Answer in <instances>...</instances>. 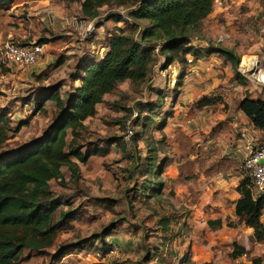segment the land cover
I'll return each instance as SVG.
<instances>
[{"label":"rangeland","instance_id":"1","mask_svg":"<svg viewBox=\"0 0 264 264\" xmlns=\"http://www.w3.org/2000/svg\"><path fill=\"white\" fill-rule=\"evenodd\" d=\"M127 13L126 7L106 5L98 18L86 20L77 2L0 0V50L7 41L43 45L32 66L0 63V113L13 130L19 126L0 152L42 135L57 112L46 99L53 93L66 99L80 85L74 77L89 65L85 61L102 58L110 36L126 27L113 16L126 20ZM128 30L139 38V26ZM195 35L189 47L231 51L239 59L237 70L221 54L192 53L186 65L165 67L156 50L145 80L122 82L105 95L76 137V147L87 155L85 162L72 158L77 181L63 167L61 179L50 182L60 209H72L76 218L60 224L51 248L25 252L29 258L19 264H264V242L254 241L251 229L212 224L236 221L231 199L239 177L250 176L243 167L245 148L264 141V131L239 108L245 98L264 101V88L240 71L242 59L250 57L264 72V0H214ZM152 156L155 174L148 172ZM229 241L244 248L243 256L230 258Z\"/></svg>","mask_w":264,"mask_h":264},{"label":"trees","instance_id":"2","mask_svg":"<svg viewBox=\"0 0 264 264\" xmlns=\"http://www.w3.org/2000/svg\"><path fill=\"white\" fill-rule=\"evenodd\" d=\"M65 2L79 3L82 18L86 20L98 18L100 9L106 5L126 7L128 21L119 15L113 16L114 21L124 22L128 31L133 30V25L139 26L141 33L137 39L133 33H125L126 27L124 30L116 29L109 38L102 58L85 61H90L89 65L85 63L82 69H78L81 72L74 80L80 85L66 99H61L57 93L46 99L56 104L57 112L42 135L29 145L0 152V264H19L29 258L24 257L25 252L36 254L51 248L60 224H67L76 218L72 209H60L62 204L51 196L50 182L61 179L63 167H67L72 179L77 181L78 169L72 158L81 162L87 160V155L76 147V137L84 128V122L96 115V106L118 84L125 81L136 84L145 80L154 65L156 50L164 58L165 67L174 63L186 65V56L192 53L194 57L221 54L235 71L239 63L231 51L220 47L208 46L201 50L189 47L203 21L212 13L214 0ZM129 20L133 22L132 25L128 23ZM19 44L29 45L23 42ZM61 62L59 60L56 64L60 65ZM239 108L255 129L264 131L263 100L245 98ZM154 118L152 116L148 124ZM18 129L19 126L13 130L6 113H0V148L10 139L9 132ZM69 131L72 139L68 143ZM147 147L149 152H155V148ZM94 152L98 154V151ZM155 158H148L151 160L147 164L151 174H155L157 169ZM237 191L240 197L234 203V213L238 224L253 230L254 241L264 242V224L261 222L264 197H255L250 176L242 178ZM212 224L217 228L222 227L219 220ZM227 226L233 227V224L227 223ZM243 254L244 248L234 241L230 258L236 260ZM251 264H260V260L254 259Z\"/></svg>","mask_w":264,"mask_h":264},{"label":"built area","instance_id":"3","mask_svg":"<svg viewBox=\"0 0 264 264\" xmlns=\"http://www.w3.org/2000/svg\"><path fill=\"white\" fill-rule=\"evenodd\" d=\"M43 54V45L5 42L0 50V63L6 67H16L19 69L34 65ZM253 62L249 61L240 70L242 74H249L252 82L264 88V72L255 69ZM248 153L244 159L243 167L249 172L255 197H264V141L257 146L249 145ZM114 254V250L110 252Z\"/></svg>","mask_w":264,"mask_h":264},{"label":"crops","instance_id":"4","mask_svg":"<svg viewBox=\"0 0 264 264\" xmlns=\"http://www.w3.org/2000/svg\"><path fill=\"white\" fill-rule=\"evenodd\" d=\"M253 99V98H252ZM245 152H246V155H247V147L245 148ZM246 155H245V157H246ZM240 179L238 180V182H237V185H236V190H235V196L231 199V201L232 202H234L235 203V201L236 200H238L239 199V197H240V195H239V193H238V191H237V187H238V185H239V182L242 180V176H240L239 177ZM234 203L231 205V217H232V220H236V221H233L234 223H233V227H228L227 226V223L226 222H224L223 220H222V227L220 228L221 230H228V231H235L236 232V230L238 229V228H240L241 226L243 227V228H245L246 226H244L243 224H238V219H237V217L235 216V213H234V210H235V207H234ZM246 228H248V227H246ZM251 228H248L247 230H250ZM252 230V229H251ZM243 231H245L244 229H243ZM250 232V234H251V237H253V230H252V232L251 231H249ZM236 234V233H235ZM231 238H229V240H230ZM230 243L229 244H232L231 243V241H229ZM205 263H212V264H218V262L216 261V260H207V261H205V262H201V263H199V264H205ZM198 264V263H197ZM227 264V263H226ZM231 264V263H230Z\"/></svg>","mask_w":264,"mask_h":264},{"label":"bare ground","instance_id":"5","mask_svg":"<svg viewBox=\"0 0 264 264\" xmlns=\"http://www.w3.org/2000/svg\"><path fill=\"white\" fill-rule=\"evenodd\" d=\"M249 61H252V62H254L253 61V58H248V57H244L243 59H242V67H244L246 64H247V62H249Z\"/></svg>","mask_w":264,"mask_h":264}]
</instances>
